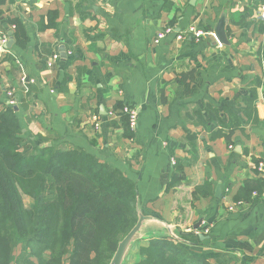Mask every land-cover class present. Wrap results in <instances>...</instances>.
Segmentation results:
<instances>
[{
  "label": "crops",
  "instance_id": "0c3cea01",
  "mask_svg": "<svg viewBox=\"0 0 264 264\" xmlns=\"http://www.w3.org/2000/svg\"><path fill=\"white\" fill-rule=\"evenodd\" d=\"M261 2L0 1V112L16 107L32 146L85 149L136 182L138 208L152 217L136 252L150 237L186 231L204 235L191 246L214 264H264V189L241 191L264 181ZM167 26L175 32L155 42ZM191 27L206 33L196 39ZM254 90L258 120L243 111L230 142L212 139L207 106L228 121L223 108L245 109ZM125 105L139 112L136 129ZM202 184L212 193L196 195Z\"/></svg>",
  "mask_w": 264,
  "mask_h": 264
},
{
  "label": "trees",
  "instance_id": "16d2710c",
  "mask_svg": "<svg viewBox=\"0 0 264 264\" xmlns=\"http://www.w3.org/2000/svg\"><path fill=\"white\" fill-rule=\"evenodd\" d=\"M257 97L254 90L244 98L245 109L225 106L228 121L208 105L211 138L230 142L244 129L243 111L256 122ZM123 121L128 127L126 117ZM262 186L264 181L248 180L241 191L249 197L255 190L261 194ZM195 193L207 196L212 190L202 184ZM24 196L32 198L31 206ZM138 217L137 184L120 169L82 148L32 146L22 136L16 107L0 112V264H110ZM180 236L148 238L133 264H214L191 246L203 242L200 234L181 231Z\"/></svg>",
  "mask_w": 264,
  "mask_h": 264
},
{
  "label": "built area",
  "instance_id": "2783aa9c",
  "mask_svg": "<svg viewBox=\"0 0 264 264\" xmlns=\"http://www.w3.org/2000/svg\"><path fill=\"white\" fill-rule=\"evenodd\" d=\"M261 4H260V9L258 12L259 17L264 20V0H261ZM175 32V29L173 26H167L165 28H163L162 30H160L157 34V37L155 39V42H159L161 39H163L166 35ZM190 33L193 34V36L196 37V39H199L200 37L204 36V34L206 33V31L202 30V29H197L194 27L190 28ZM183 34H178L177 38H183ZM3 43L7 42V39H4L2 41ZM52 63H49V65H51ZM22 82L25 84V78H22ZM14 101H12L13 103ZM123 113L127 115L128 119H129V125L132 129H136V127L138 126V119H139V112L137 111V109L135 107H132L130 105H125L123 107ZM259 170L260 172L264 171V162H260L259 164ZM264 193V191H263ZM253 196H259L261 195L260 192H258L257 190L253 191L252 193ZM245 204V201L243 200H239L236 203H234L233 205L229 206L230 210L235 209L238 206H243ZM247 204V202H246Z\"/></svg>",
  "mask_w": 264,
  "mask_h": 264
},
{
  "label": "water",
  "instance_id": "95a60500",
  "mask_svg": "<svg viewBox=\"0 0 264 264\" xmlns=\"http://www.w3.org/2000/svg\"><path fill=\"white\" fill-rule=\"evenodd\" d=\"M62 56H66V52L64 48H62ZM51 145V144H50ZM222 189L221 185L218 184L217 189H216V194L218 196H221ZM138 221L136 225L130 230V232L120 241L118 248L110 262V264H123L126 256H127V251L130 250L133 246V243L140 238V232L143 228L145 220L152 218L151 216L144 215L142 211L138 208ZM158 219V218H156ZM201 238H203V234H200ZM134 248V247H133Z\"/></svg>",
  "mask_w": 264,
  "mask_h": 264
},
{
  "label": "rangeland",
  "instance_id": "374dc122",
  "mask_svg": "<svg viewBox=\"0 0 264 264\" xmlns=\"http://www.w3.org/2000/svg\"><path fill=\"white\" fill-rule=\"evenodd\" d=\"M33 200L29 196H24V203L27 207L31 206ZM139 243V239H137L130 250L127 251V256L123 262V264H133V262L137 259L136 254V245ZM134 247V248H133ZM20 252V248L17 249V253Z\"/></svg>",
  "mask_w": 264,
  "mask_h": 264
}]
</instances>
